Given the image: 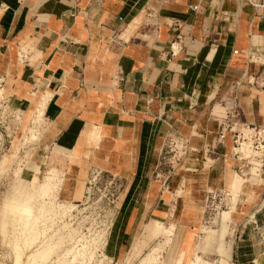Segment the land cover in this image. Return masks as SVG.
I'll use <instances>...</instances> for the list:
<instances>
[{
	"label": "rangeland",
	"instance_id": "rangeland-1",
	"mask_svg": "<svg viewBox=\"0 0 264 264\" xmlns=\"http://www.w3.org/2000/svg\"><path fill=\"white\" fill-rule=\"evenodd\" d=\"M31 44L0 43V264H264V126L226 149L170 127L112 168L101 130L57 140Z\"/></svg>",
	"mask_w": 264,
	"mask_h": 264
},
{
	"label": "crops",
	"instance_id": "crops-1",
	"mask_svg": "<svg viewBox=\"0 0 264 264\" xmlns=\"http://www.w3.org/2000/svg\"><path fill=\"white\" fill-rule=\"evenodd\" d=\"M0 43H32L57 140L101 130L112 168L170 127L226 149L222 127L264 126V0H0Z\"/></svg>",
	"mask_w": 264,
	"mask_h": 264
},
{
	"label": "built area",
	"instance_id": "built-area-1",
	"mask_svg": "<svg viewBox=\"0 0 264 264\" xmlns=\"http://www.w3.org/2000/svg\"><path fill=\"white\" fill-rule=\"evenodd\" d=\"M194 9H197V8H194ZM264 129V128H263ZM221 138H224V134L221 135Z\"/></svg>",
	"mask_w": 264,
	"mask_h": 264
}]
</instances>
